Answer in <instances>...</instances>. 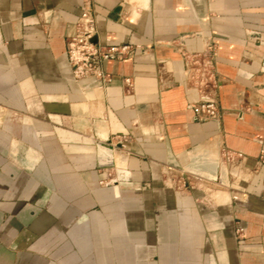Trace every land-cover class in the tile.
<instances>
[{
    "label": "crops",
    "instance_id": "0c3cea01",
    "mask_svg": "<svg viewBox=\"0 0 264 264\" xmlns=\"http://www.w3.org/2000/svg\"><path fill=\"white\" fill-rule=\"evenodd\" d=\"M89 1L140 47L105 84L68 61L83 0H0V264H264V0Z\"/></svg>",
    "mask_w": 264,
    "mask_h": 264
},
{
    "label": "built area",
    "instance_id": "2783aa9c",
    "mask_svg": "<svg viewBox=\"0 0 264 264\" xmlns=\"http://www.w3.org/2000/svg\"><path fill=\"white\" fill-rule=\"evenodd\" d=\"M139 48L131 44L100 41L97 37L95 14L89 0H83L74 30L66 37V53L77 81L90 78L100 84L107 83L110 81V75L103 68L104 61L125 59ZM211 68L210 62L205 65L199 58H195L190 65L194 83L202 87L207 86L212 76ZM194 112L199 121L217 120L220 115L215 97L207 93L194 106Z\"/></svg>",
    "mask_w": 264,
    "mask_h": 264
}]
</instances>
